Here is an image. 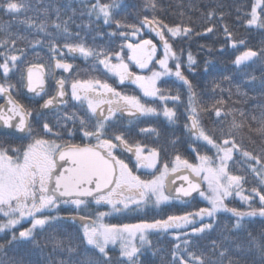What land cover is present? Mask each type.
Returning a JSON list of instances; mask_svg holds the SVG:
<instances>
[{"label": "snow or ice", "instance_id": "snow-or-ice-1", "mask_svg": "<svg viewBox=\"0 0 264 264\" xmlns=\"http://www.w3.org/2000/svg\"><path fill=\"white\" fill-rule=\"evenodd\" d=\"M30 7L28 0H0V11L13 17L27 13ZM86 7L89 17L94 16L97 21L102 20L106 25L115 23L117 29H131V33L119 31L111 33L112 36L119 35L126 40L129 34L135 36L145 26L154 31L163 42V57L155 60L162 70L156 71L149 68V65L153 63L157 48L148 39H142L135 44L128 43L126 45L127 60L142 70L148 69L151 75H138L132 72L121 52L112 53L103 48H93L82 40L69 42L68 37H71L72 33L68 27V21L57 22L60 20L61 9L59 8L55 9L56 20L52 21L51 27L61 33L65 42L61 45L55 39L48 41L49 51L53 54L55 61L54 68L62 69L64 72L72 70L73 65L64 58V49L74 59L77 54L84 59L94 58L108 73L117 77L120 84H124L125 81L134 84L142 93L143 99L141 96L117 91L108 82L99 78L71 80L70 93L67 87L68 82L61 78L55 81V94L49 95L46 90L47 68L45 64L24 61L22 59L24 51L15 47L16 38L0 43V47L6 49L5 52L0 53L2 57L0 59V96L6 99V103L0 105V216L5 218L0 221V232L16 229L17 225L25 220L31 225L20 230L18 235L16 231H12L11 239L7 241V244L35 243V234L38 229L53 227L54 222L62 219L72 222L78 220L80 240L85 246L86 253L82 258L75 259L74 256L80 255L78 246H73L71 242L65 245L63 241L56 240L55 250L67 252L69 255L67 260H60L58 264H113V257L109 254L110 246L117 245L119 246V264H141L140 257L143 250L151 247V241L148 238L150 232L167 233L169 230L183 229L193 225L191 234L181 232L176 235L175 239L181 243L174 245L171 264H244L242 259L244 248L228 236H223L219 241L212 240L210 248L199 252L193 250L190 239L181 240V237L211 232L214 229L213 223H203V220L205 218L215 220L217 213L220 212L230 213L232 217H235V229L242 228L246 218H264V155L248 151L236 140V134L245 127L248 119L246 113L239 112L242 118L239 122L233 116L228 131L220 129L219 136L209 133L201 125L193 85L183 74L179 57L165 36L166 30L171 37H188L194 31L191 27L179 24L170 26L155 15L151 18L144 16L139 25L124 23L116 19L120 0H109V2L95 0ZM146 7L155 12L158 8L157 0H147ZM42 12L47 15L49 9L45 7ZM214 15V11L208 13L209 18ZM245 15L248 27L255 26L264 29V0H252L250 11ZM21 23L29 28H35L38 33L52 37V33L48 31L47 20L37 22V19L25 16ZM0 31L6 32L7 28L0 27ZM213 31L214 27L209 26L204 29V34ZM224 34L232 39V33L227 25L224 26ZM75 35L79 37L80 34L77 32ZM195 35L199 36L201 33L196 32ZM20 38L23 39V37ZM31 43L36 46L42 44L43 41L35 39ZM238 43L244 44V41L240 40ZM9 44L12 45L11 49L7 48ZM236 45L237 41L232 40V46L235 48ZM123 47L122 45L121 49ZM113 56L116 63L112 62ZM257 57L264 59V48L259 51L246 48L235 57L233 63L239 67ZM170 59L177 61L174 71L169 67ZM22 64L26 66L21 67ZM188 64L189 68L195 64L191 53L188 54ZM17 73L27 92L43 99L40 111L35 113L41 124L43 135L36 133L33 128L31 118L35 110L14 97L17 85L11 80L12 76ZM171 75L182 81L189 91L190 124L185 125L188 134L195 141H203L204 147L210 146L209 150L215 149V155L200 154L193 148L192 151L196 152L198 163H191L177 153L171 162V167L167 161L163 162L162 167H158L161 163L159 149L149 148L138 141L133 142L124 132H113L111 128L118 114L123 116L126 113L129 117L160 115L161 111L152 106L149 100H179V95L166 96L158 87L161 77ZM224 78L228 79V77ZM251 79L255 81L256 77L253 76ZM261 87L264 88V81ZM69 95L72 100L81 105L86 104V114L79 115L75 112L58 114L57 126L63 128L71 137L73 129L68 127V122L71 121L75 125L78 121V130L82 132V138L87 143L78 144L71 140H64L62 133L55 131L44 116L45 110L57 109L58 111L59 105H67L66 97ZM45 96L48 98L44 99ZM216 103L222 104L223 101ZM213 108L216 116L220 117V108L215 105ZM200 110L207 111L203 106ZM162 114L169 122L175 123L177 114L173 108L165 104ZM93 120L94 123H92ZM251 120L258 126L253 128L251 124H248L249 132H254L264 138V111L261 112L259 118L253 115ZM140 132L159 135L155 128H141ZM13 136L27 140V143L16 145L8 139ZM93 140L95 143H92ZM117 149L134 156L136 169L152 170L151 178L143 179L137 175L124 159L117 157L115 154ZM237 152L244 158L251 174L259 181L258 186L252 187L248 195H242L247 176L233 174L229 171V161L233 160ZM261 152L264 153V148ZM185 172L187 174H184ZM177 178L186 182L187 187L181 184L173 188L172 185L175 184ZM201 182L206 183V191L201 190ZM197 191L208 202L209 207L181 215L170 214L166 218L151 221L142 220L139 223H105L104 218L111 214L108 212H98L94 220L88 216L64 218L51 214L53 210L58 211L61 205L80 209L86 205L88 198H91L96 205H110L112 212L129 209L130 206L141 208L148 203L159 208L162 204H168L172 200H181ZM234 193L248 204L247 210L228 206L225 201ZM257 197L259 206L254 207L252 201ZM197 218L200 221L199 226H195ZM248 235L251 238L252 248L261 258L260 264H264V234L258 240L252 237L251 233ZM4 246L0 244V248ZM252 248L248 251H252Z\"/></svg>", "mask_w": 264, "mask_h": 264}, {"label": "trees", "instance_id": "trees-1", "mask_svg": "<svg viewBox=\"0 0 264 264\" xmlns=\"http://www.w3.org/2000/svg\"><path fill=\"white\" fill-rule=\"evenodd\" d=\"M28 2L31 6L30 10L18 17L0 11V27L7 28L6 32L0 31V43L4 40L16 38L15 47L24 51L22 59L27 63H43L46 67H50L52 53L49 51L48 41L55 39L61 45L65 42L61 33L51 27L52 21L56 20V8L61 9L60 20L57 22L68 21V27L72 33V36L68 37L69 42L82 40L93 48H103L112 53L121 52L124 58H127L128 55L126 45L137 42L131 38V34L126 40L119 35H110L119 31L131 33V29H117L115 23L106 25L102 20L97 21L94 16L89 17L86 5L95 2V0H28ZM103 2H109V0H103ZM157 2L158 8L153 12L151 8L146 7L147 0H120V8L117 11L116 19L124 23L139 25L144 16L151 18L155 15L170 26L179 24L191 27L194 31L188 37H171L166 30L165 36L169 39L173 51L179 57L183 74L193 85L201 125L209 133L219 136L220 129H224L225 132L228 131L233 116H235L237 122L242 119L239 112L243 111L248 119L245 122V127L236 134L237 143L254 154L264 155L261 152V149L264 148V138L254 132H249L247 126L251 124L253 128L257 127L258 124L253 122L251 117L255 115L259 118L261 112L264 111V88L261 87V83L264 81V59L257 57L239 67L233 63L235 57L246 48L256 51L264 48V29L248 27L246 24L247 17L245 14L250 11L252 0H157ZM45 7L49 9L47 15L42 12ZM210 11L215 12V15L211 18L208 17ZM25 16L37 19V22L47 20L48 31L52 33V37H47L44 33H38L35 28H29L26 24L21 23ZM225 25L232 33V39L225 36ZM209 26L214 27V31L204 34V29ZM145 27L141 29V34L139 32L140 39L149 38L148 33L144 30ZM77 32L80 34L79 37L75 35ZM196 32H200L201 35H195ZM20 37H23V39ZM35 39H40L43 43L33 46L31 42ZM232 40L237 41L235 48L232 46ZM240 40H243L244 44H239ZM122 45L124 46L123 49H121ZM7 48L11 49L12 45L9 44ZM5 51V48L0 47V53ZM189 53L195 60V64L191 68L188 64ZM158 57H161L160 53ZM113 59H115L114 56ZM176 62L175 60L171 61L173 68ZM24 66L26 65H21V67ZM205 68H207V71H205ZM253 76L256 77L255 81L251 79ZM74 77L79 79L99 78L109 84L115 82V79L105 72L102 65H99L94 58L80 59L76 65ZM224 77H228V79ZM11 82L17 85L14 97L22 102L24 99L23 84L20 82L19 73L12 76ZM158 87L163 90L166 96L179 95L180 97L176 101L171 99L166 101L167 107L176 111L175 123L169 122L160 114L155 118L144 120L143 126L136 127L130 139L133 142L138 141L147 145L149 148L159 149L161 164L167 161L170 166L177 153L191 163H198L196 152L192 151L193 148L200 154L214 156L215 149L209 150L210 146L204 147V142L195 141L185 128L191 114L188 110L189 91L187 86L175 77L163 80ZM217 101H223V103L217 104ZM162 102L156 99L149 103L157 107L162 113L164 107ZM214 105L220 108V117L216 116ZM201 106L206 108L207 111H201ZM64 112L85 115L86 108L71 103L63 110ZM63 113L60 115H63ZM53 127L55 131L62 133L64 140L81 144L79 140L82 132L78 130V121L75 125L71 121L68 122V127L73 129L71 137L67 135L63 128L57 126V121ZM141 128H155L159 135L141 133ZM229 171L233 174L247 176L242 195H248L249 190L259 184V181L248 169L244 158L238 152L234 154L233 160L229 161ZM225 202L229 207L241 210H247L248 208V204L237 197L231 200L228 199ZM252 204L254 207L259 206L258 197L252 201ZM205 207L207 206L202 204L200 197H195L189 201H171L159 208L147 207L143 210L129 211L126 214L112 218L110 223L151 221L166 218L170 214L181 215ZM73 212L72 209L61 210L58 216L65 217ZM209 222L214 225L211 232L182 236L181 240L190 239L193 250L199 252L210 248L212 240L219 241L223 236H228L244 248L245 252L242 256L244 264H260L261 258L258 252L252 248L248 233H251L252 237L258 240L264 234V218H246L243 227L240 229L234 228L235 217H232L230 213H217L215 220H208L203 223ZM199 224L196 223L195 226H199ZM192 227L193 225L167 233H152L149 237L151 247L143 250L140 257L141 264H171L174 245L181 243V241L175 239L176 235L181 232L191 234ZM20 229L5 230L0 233V244L5 245L4 248H0V264H58L60 260H67L69 255L67 252L55 250L56 240L63 241L65 245L71 242L73 246H78L80 255L74 256L75 259L82 258L86 253L85 246L80 240V226L65 219L54 222L53 227H46L44 230L38 229L35 234V243L7 244V241L11 239L12 231H16L18 235ZM181 247H183L182 244ZM250 248H252V251H248ZM233 251H235L234 248ZM109 254L113 257V264H119V250L111 249ZM95 258L99 259V257Z\"/></svg>", "mask_w": 264, "mask_h": 264}, {"label": "flooded vegetation", "instance_id": "flooded-vegetation-1", "mask_svg": "<svg viewBox=\"0 0 264 264\" xmlns=\"http://www.w3.org/2000/svg\"><path fill=\"white\" fill-rule=\"evenodd\" d=\"M63 51L65 54L64 55L65 60L73 65L74 70L70 76L58 74L56 77H54L53 69H52V67H53L52 63H53L54 59H53V54H52V61H51L50 67H46L47 68L46 90H47L49 95L55 94V87H56L55 81L56 80L64 78L68 82L67 87H68V92L70 93V91H71V89H70L71 79H76V78H73L74 73H75V69H76V65H77L78 61L80 59H82V57H79L77 54L76 58L74 59L72 56L67 54L66 49H64ZM112 62L116 63L117 61H116V59H113ZM129 69H130V67H129ZM130 70L132 71V69H130ZM137 70L141 73H146V71H141L140 69H137ZM112 77L115 79V82L110 84V85L112 87H114L117 91H120V92L125 93V94H129V95L134 94V95L142 97V93L134 84H132L128 81H126L124 84H120L119 81L116 79V77H114V76H112ZM22 92L24 94V99L22 100L21 103H24L26 106L35 110L33 113V117L31 118L33 128H34L36 133L43 135L41 124H40L39 120L36 118V114H35L36 111H40V104L43 103V99H41L40 97H35L34 95H32V96L27 95L24 92L23 86H22ZM47 98H48L47 96L44 97V99H47ZM142 99H143V97H142ZM67 101H68L67 105H59L58 106V111H57V109H53L51 111H44V116L47 118V120L50 122V124L52 126H54L56 121H57V115L62 114L63 110H65V108L67 106H70L71 103L86 108V104L81 105L80 103L72 100L70 95L67 96ZM150 101H152V100H149L148 102H150ZM2 104H3V97L0 96V105H2ZM161 116H162V114H161ZM155 117L156 116L153 115V116H140V117H134V118H127L125 115L120 116L118 114L117 118H116V120H115V122L111 128V131H113V132H124L128 136V138L130 139V137L134 134V130L136 127H142L144 120H147L149 118H155ZM92 123H94V120L92 121ZM49 138H53V137H49ZM8 139L12 140V142L16 145H20L22 143H27V140L19 139L16 136L8 137ZM79 142H81V144L87 143V141L82 138V134H81ZM92 143H95V140H93ZM115 154L117 155L118 158L124 159L125 162L129 164V167L132 168L133 171L137 175H140L141 178H143V179H150L151 178L152 170H148V169H139L138 170L134 167V164H135V158L134 157L131 158V157L124 155V153L121 151V149H117ZM162 165L163 164L160 163V165H158V167H162ZM175 201H181V200H175ZM87 205H89L90 207ZM132 210H133L132 207H130L129 209H125V214L129 211H132ZM102 211H105V210L98 207V205H96L94 201H91V202L88 201L83 208L75 209L73 214H81L82 215L83 213L84 214L89 213L90 215L88 217H90L91 219L94 220V219H96V214L98 212H102ZM86 215H88V214H86Z\"/></svg>", "mask_w": 264, "mask_h": 264}, {"label": "rangeland", "instance_id": "rangeland-1", "mask_svg": "<svg viewBox=\"0 0 264 264\" xmlns=\"http://www.w3.org/2000/svg\"><path fill=\"white\" fill-rule=\"evenodd\" d=\"M148 28L149 27H145V31H146V33H148ZM253 28H256L255 26H253ZM142 32L140 31V34H141ZM145 33V32H144ZM139 33L137 34V35H135V36H131V38H133L134 40H141L140 39V35ZM146 39V38H145ZM147 39L148 40H151L150 38H148L147 37ZM138 43L140 42V41H137ZM154 44V43H153ZM156 48H157V51H156V55H155V58H154V60H153V63L152 64H150L149 65V68H151V69H153V70H156V71H161L162 69L160 68V66H159V64H157V63H155V60H158V59H160V58H162L163 57V45L160 47V46H156ZM159 53L161 54V57L159 58L158 57V55H159ZM171 61H172V59H170L169 60V67H171L172 69H173V71L175 70V68H173L172 67V65H171ZM125 62L126 63H129L130 65H135L134 63H132V62H130V61H128L127 59H125ZM129 65V67H130V69H132V67ZM135 67L136 68H138V69H140L139 67H137L136 65H135ZM102 68H103V66H102ZM104 69V68H103ZM141 71H147L148 69H140ZM104 71L105 72H107L105 69H104ZM132 71H133V69H132ZM134 72V71H133ZM136 73V72H135ZM110 74V73H109ZM136 74H138V75H144V74H142L141 72H138V73H136ZM111 75V74H110ZM147 75H151V72H149V74H147ZM73 78H75V77H73ZM169 78H175V76L174 75H171V76H163V77H161V79H160V81H162V80H164V79H169ZM116 79L118 80V78L116 77ZM71 80H73V79H71ZM160 81H158V84L160 83ZM126 82V81H125ZM162 114V113H161ZM162 116H163V114H162ZM164 117V116H163ZM165 118V117H164ZM166 119V118H165ZM201 142H203V141H201ZM217 163H218V161H217ZM171 167V166H170ZM149 170V169H148ZM205 184V186H206V189H207V185H206V183H204ZM206 189H205V191H206ZM239 198L240 199V197L239 196H236L235 195V193L233 194V196H231V197H229L228 199L229 200H231L232 198ZM227 199V200H228ZM200 200L202 201V204L203 205H205V206H207V207H209V204H208V202L203 198V197H201L200 196ZM172 201H175V200H172ZM162 205H165V204H162ZM161 205V206H162ZM85 206V205H84ZM83 206V207H84ZM87 206H89V205H87ZM73 208V209H75L73 206H67V205H61V207H60V209L57 211V210H53L52 211V215H59V213L61 212V210H65V209H69V208ZM83 207H81V208H83ZM90 207V206H89ZM98 207H100V208H102L103 210H105V211H102V212H108V213H111L110 215H107L105 218H104V222L105 223H107V218L109 219V220H111L113 217H116V216H118V215H121V214H123V213H125V209H122L121 211H119V212H112V210H111V206L110 205H107V204H101V205H98ZM118 207H121L122 208V206H119L118 205ZM130 207H132V209L133 210H143V209H145V208H152V207H156L154 204H152V203H148L147 205H145V206H143V207H141V208H135V206H130ZM5 218H3L2 216H0V221H3ZM208 220H210V218H205L204 220H203V222L204 221H208ZM109 222H111V221H109ZM108 222V223H109ZM197 223H200V221H199V218H197ZM31 225H30V223L27 221V220H25V221H22L21 222V224L20 225H17V227H16V229H20V228H22V229H20V230H23L24 228H27V227H30ZM190 226H192V225H189V226H187V227H190ZM186 227V228H187ZM14 230V229H13ZM179 230V229H178ZM169 231H175V230H169ZM0 233H2V232H0ZM152 233H154V232H150L149 233V236H148V238L150 237V235L152 234ZM110 249H118L119 250V246L117 245V246H115V247H112V246H110Z\"/></svg>", "mask_w": 264, "mask_h": 264}, {"label": "water", "instance_id": "water-1", "mask_svg": "<svg viewBox=\"0 0 264 264\" xmlns=\"http://www.w3.org/2000/svg\"><path fill=\"white\" fill-rule=\"evenodd\" d=\"M149 36L156 44H159V45L163 44V42L160 40L159 36H157L156 33L154 31H152L151 29L149 30ZM54 63H55V61L53 62V74H54V77H56L58 74H63L65 76H70L72 74L73 70H74V67L72 68V70L70 72H64L62 69H55L54 68ZM24 92L27 95H29V96L33 95L32 93H28L25 88H24ZM66 99H67V97H66ZM5 103H6V99L3 97V104L2 105H4ZM45 111H48V110H45ZM124 115L127 118H134V117H129L126 113ZM188 124H190V119H188ZM121 151L124 153V155H126L128 157H131V158L134 157V156H132L131 153H128V152L123 151V150H121ZM184 174H187V173L185 172ZM190 178L197 179V178H194V177H190ZM181 184H184V186L187 187L186 182H184V181H182V180L177 178L175 180V184L172 185V187L176 188V187H179ZM201 190H205V184L203 182H201ZM197 196H199V192L198 191L197 192H193L192 195L189 196V197H183L181 200L189 201V200H191V199H193L194 197H197ZM88 200L92 201L91 198H88ZM74 216L79 217L78 215H74ZM68 217H70V216H68ZM65 218H67V217H65ZM76 223L79 224V221L77 220Z\"/></svg>", "mask_w": 264, "mask_h": 264}]
</instances>
